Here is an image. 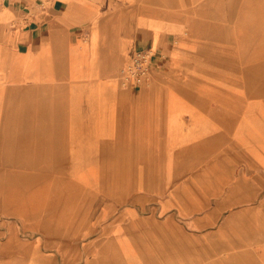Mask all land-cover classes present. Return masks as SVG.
Instances as JSON below:
<instances>
[{
  "label": "rangeland",
  "instance_id": "rangeland-1",
  "mask_svg": "<svg viewBox=\"0 0 264 264\" xmlns=\"http://www.w3.org/2000/svg\"><path fill=\"white\" fill-rule=\"evenodd\" d=\"M0 7L9 19L0 17V264H168L154 254L150 228L114 217L136 207L134 193L154 169L143 160L148 147L129 136V112L153 100L264 114V0ZM146 48L147 73L127 79ZM15 206L20 216L8 212ZM46 223L61 232L47 234ZM209 259L227 261L192 256L190 264Z\"/></svg>",
  "mask_w": 264,
  "mask_h": 264
},
{
  "label": "crops",
  "instance_id": "crops-1",
  "mask_svg": "<svg viewBox=\"0 0 264 264\" xmlns=\"http://www.w3.org/2000/svg\"><path fill=\"white\" fill-rule=\"evenodd\" d=\"M4 10L0 17L8 21ZM154 28L158 32L148 30ZM253 110L153 100L136 106L129 112V136L148 147L143 160L154 169L134 193L136 207L116 213L115 220L150 228L154 254L166 255L168 264H190L192 256L264 264V114ZM18 208L8 212L19 215Z\"/></svg>",
  "mask_w": 264,
  "mask_h": 264
},
{
  "label": "built area",
  "instance_id": "built-area-1",
  "mask_svg": "<svg viewBox=\"0 0 264 264\" xmlns=\"http://www.w3.org/2000/svg\"><path fill=\"white\" fill-rule=\"evenodd\" d=\"M154 53L150 48L142 49L136 52L133 62L125 70V76L138 82L147 73L149 68V62L152 59Z\"/></svg>",
  "mask_w": 264,
  "mask_h": 264
},
{
  "label": "bare ground",
  "instance_id": "bare-ground-1",
  "mask_svg": "<svg viewBox=\"0 0 264 264\" xmlns=\"http://www.w3.org/2000/svg\"><path fill=\"white\" fill-rule=\"evenodd\" d=\"M133 37H134V39H135V36H132V39H133ZM165 49H166V48H165ZM158 51H159V50H158ZM164 53H165V52H164ZM128 59H130V56H128ZM128 61H129V60H128ZM127 79H128V78H127ZM204 105H205V103H204ZM46 228H47V229H46ZM45 229H46V233H47V234H49V232H50V233H53V234H54V233L56 234L58 231L61 232V231H60L61 228L58 227L56 224H52V223H51V224L46 223V227H45ZM64 233H65V232H64ZM21 247H22L24 250H31V247L28 248V247L24 246L23 244H22ZM117 253H118V252L115 251L114 254L116 255ZM39 254H41L40 251H39L38 255H39ZM119 255H120V254H117V255H116V258H118ZM138 257H139V256H138ZM131 258H133V257H131ZM87 264H97V263L95 262V260H94L93 258H90V259L87 260Z\"/></svg>",
  "mask_w": 264,
  "mask_h": 264
}]
</instances>
